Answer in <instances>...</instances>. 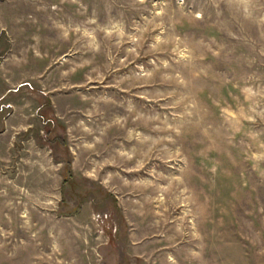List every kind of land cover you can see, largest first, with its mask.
Returning <instances> with one entry per match:
<instances>
[{
  "label": "rangeland",
  "instance_id": "374dc122",
  "mask_svg": "<svg viewBox=\"0 0 264 264\" xmlns=\"http://www.w3.org/2000/svg\"><path fill=\"white\" fill-rule=\"evenodd\" d=\"M0 264H264V0H0Z\"/></svg>",
  "mask_w": 264,
  "mask_h": 264
}]
</instances>
